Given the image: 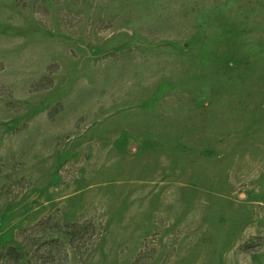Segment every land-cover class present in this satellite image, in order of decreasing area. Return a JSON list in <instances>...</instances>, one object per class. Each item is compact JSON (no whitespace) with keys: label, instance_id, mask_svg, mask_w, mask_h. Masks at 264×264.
I'll use <instances>...</instances> for the list:
<instances>
[{"label":"rangeland","instance_id":"374dc122","mask_svg":"<svg viewBox=\"0 0 264 264\" xmlns=\"http://www.w3.org/2000/svg\"><path fill=\"white\" fill-rule=\"evenodd\" d=\"M264 264V0H0V264Z\"/></svg>","mask_w":264,"mask_h":264},{"label":"trees","instance_id":"16d2710c","mask_svg":"<svg viewBox=\"0 0 264 264\" xmlns=\"http://www.w3.org/2000/svg\"><path fill=\"white\" fill-rule=\"evenodd\" d=\"M28 264H36V263H34V260H33L32 258H30V259L28 260Z\"/></svg>","mask_w":264,"mask_h":264}]
</instances>
